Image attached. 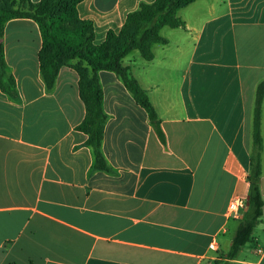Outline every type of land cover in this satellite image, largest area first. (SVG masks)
<instances>
[{"label": "crops", "instance_id": "0c3cea01", "mask_svg": "<svg viewBox=\"0 0 264 264\" xmlns=\"http://www.w3.org/2000/svg\"><path fill=\"white\" fill-rule=\"evenodd\" d=\"M153 1L83 0L77 10L100 44ZM178 16L184 29H171V41L163 28L168 43L153 46V60L136 51L123 60L147 92L165 144L117 76L97 73L108 171L95 168L87 136L76 129L85 116L78 61L47 89L38 25L5 24L0 43L14 84L0 81V264H214L228 251L245 213L230 217L228 206L248 199L250 110L264 85V0H196ZM261 135L264 201V97ZM234 263L264 264V206Z\"/></svg>", "mask_w": 264, "mask_h": 264}, {"label": "trees", "instance_id": "16d2710c", "mask_svg": "<svg viewBox=\"0 0 264 264\" xmlns=\"http://www.w3.org/2000/svg\"><path fill=\"white\" fill-rule=\"evenodd\" d=\"M83 0H0V38L5 24L12 19H31L39 28L42 46L38 55L39 68L47 89L54 86L59 70L72 61H78L73 69L78 75V92L84 103L85 116L76 129L87 136L86 144L92 149L95 168L108 171L100 148L103 140L106 114L103 109V90L97 73H114L131 94L136 105L148 116L157 138L165 144L161 122L149 100L147 92L130 75L123 60L136 51L144 61L154 58L153 46L166 45L160 35L163 28L184 29L185 23L178 12L196 0H154L141 3L137 10L127 14L118 32L109 30L100 44L94 43V27L90 20L78 15L77 7ZM14 84L7 75L4 50L0 43V81ZM264 85L257 88L252 116L251 147L248 183V210L243 213L231 245L226 253L218 255L214 264H235L241 249L252 239L254 229L260 224L264 201L260 191L262 175L261 157V109Z\"/></svg>", "mask_w": 264, "mask_h": 264}, {"label": "built area", "instance_id": "2783aa9c", "mask_svg": "<svg viewBox=\"0 0 264 264\" xmlns=\"http://www.w3.org/2000/svg\"><path fill=\"white\" fill-rule=\"evenodd\" d=\"M245 207V201L242 199L232 200L228 206V213L230 217L237 218ZM215 244L211 243L209 245L210 249H215Z\"/></svg>", "mask_w": 264, "mask_h": 264}, {"label": "rangeland", "instance_id": "374dc122", "mask_svg": "<svg viewBox=\"0 0 264 264\" xmlns=\"http://www.w3.org/2000/svg\"><path fill=\"white\" fill-rule=\"evenodd\" d=\"M173 31L174 30H171V29H168V28H165L162 30L161 34L166 37V38H169L171 39V41H173L172 39V34H173ZM133 55H137L136 53H134ZM253 110H254V104H251V116H253ZM252 118V117H251ZM249 246L247 245L245 248L247 249Z\"/></svg>", "mask_w": 264, "mask_h": 264}, {"label": "water", "instance_id": "95a60500", "mask_svg": "<svg viewBox=\"0 0 264 264\" xmlns=\"http://www.w3.org/2000/svg\"><path fill=\"white\" fill-rule=\"evenodd\" d=\"M248 207H249V202H248V199H247L246 204H245L244 212H246L248 210Z\"/></svg>", "mask_w": 264, "mask_h": 264}]
</instances>
